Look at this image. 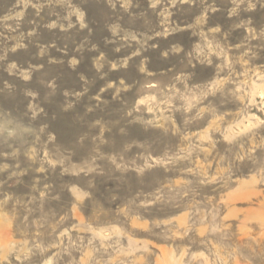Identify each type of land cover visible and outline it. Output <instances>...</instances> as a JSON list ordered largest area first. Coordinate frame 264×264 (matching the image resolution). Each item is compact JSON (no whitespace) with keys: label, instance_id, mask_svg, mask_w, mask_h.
Returning a JSON list of instances; mask_svg holds the SVG:
<instances>
[{"label":"rangeland","instance_id":"374dc122","mask_svg":"<svg viewBox=\"0 0 264 264\" xmlns=\"http://www.w3.org/2000/svg\"><path fill=\"white\" fill-rule=\"evenodd\" d=\"M0 264H264V0H0Z\"/></svg>","mask_w":264,"mask_h":264}]
</instances>
